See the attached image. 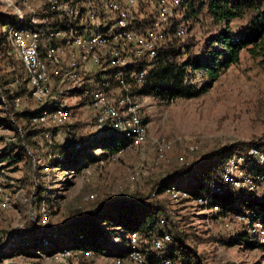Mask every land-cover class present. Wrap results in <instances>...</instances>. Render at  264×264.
Returning a JSON list of instances; mask_svg holds the SVG:
<instances>
[{
	"label": "rangeland",
	"instance_id": "obj_1",
	"mask_svg": "<svg viewBox=\"0 0 264 264\" xmlns=\"http://www.w3.org/2000/svg\"><path fill=\"white\" fill-rule=\"evenodd\" d=\"M33 3L38 5L39 0H33ZM183 10L186 11V7ZM19 13L26 15V10L18 0H0V14L17 16ZM186 22L188 35L181 42L192 38L195 42V55L199 58L203 55L206 41L223 27L216 25L206 11L199 18L191 16ZM250 24L249 17L235 19L231 23V32L240 35ZM220 53L223 54L220 60H223L225 54L216 45L215 54ZM5 56H0V78L9 82L7 88L12 92L23 91L19 94L23 104L17 107L16 112L24 109L37 110L39 107L28 92H25V86L14 81L24 77L22 63L11 52ZM186 81L193 92L209 85L208 91L193 98L167 102L158 101L153 95L139 96L147 125L146 142L142 148L127 150L116 160L107 155L104 147L94 144L99 135L94 130L95 121L91 109L85 107L82 101L70 100L74 119L70 125L60 127L51 141L58 147L70 146L83 139L86 145L89 144L86 147L89 150L71 155L66 160L67 163L78 162L82 168L79 172L69 169L72 168L70 165L40 171L39 182L45 184L48 191L42 205L32 204L35 195L32 181L34 161L25 159L19 164L8 163L16 154L17 133H22L21 128L30 129L33 126L29 119L13 116L0 104V157L7 158L1 167L0 184L12 194L11 208L0 211V237L4 240L8 232L15 228H31L32 210L36 216L43 205L50 221L44 226L36 223V226L40 229L44 227L45 231H57L71 222L73 213L88 211L99 201L113 198L128 203L133 202L139 194L149 202H159L170 210L177 230L187 237V243L196 248L205 264H264L263 249L230 246L228 231L220 225L218 216L207 213L202 205L192 199L175 202L167 193L157 197L153 195L163 179L185 166L209 168L212 164H217L215 156L222 150L238 146L239 151L243 152L252 146H264V64L260 58H253L244 50L239 64L221 71L216 81L210 82L208 75L202 71H190ZM2 121L6 122L1 123ZM159 139L165 140L167 152L162 160L157 161L155 141ZM49 140L40 136L35 138L40 147ZM6 148L10 151H5ZM42 149L37 151V159L44 166L47 164L45 156L49 149ZM54 152V160L62 164V156L57 150ZM201 171L200 169L199 173ZM135 173L139 174V182L134 192L130 188V177ZM191 178L192 175L188 180ZM91 195H95V199L87 201ZM102 228L106 232L107 243L117 245H113L112 253L88 256L74 251V256L67 264H134L128 260V245L125 241L118 239V243L115 241L116 237L113 238L118 231L108 229L105 224ZM41 237L39 234L37 238ZM31 241H34L32 235ZM47 249H33L30 254L22 256L3 254L2 257L13 264H62L55 262V254H49Z\"/></svg>",
	"mask_w": 264,
	"mask_h": 264
},
{
	"label": "built area",
	"instance_id": "obj_2",
	"mask_svg": "<svg viewBox=\"0 0 264 264\" xmlns=\"http://www.w3.org/2000/svg\"><path fill=\"white\" fill-rule=\"evenodd\" d=\"M18 1L26 15L17 14V24L2 29L10 52L25 69L24 81L30 97L42 109L32 124L49 129L47 138H50L54 130L72 123L74 115L69 101L75 99L91 109L96 134H115L129 140L125 149L111 156L112 160L127 150L142 148L147 139V125L143 104L135 93L145 83L152 67L147 65L139 70L136 65L150 64L158 58L171 23L178 18L185 0H39L38 5L33 0ZM177 35L185 37V26H179ZM22 104V98L16 99V107ZM155 144L157 161H160L167 145L163 139L156 140ZM73 146L80 149L82 140ZM41 167L46 171L53 169L50 164ZM138 182L139 174H132V191L137 190ZM242 192L264 201V150L259 146L228 158L217 176L207 182L201 197L193 201L207 213L218 216L220 225L228 231V239L246 234L249 241L264 245L263 214L252 210L219 215L217 210L208 208L216 197ZM167 194L175 202L191 199L189 193L175 186ZM94 199L95 195H91L86 200ZM11 205L12 194L0 184V211L9 210ZM31 216L34 226L49 224L45 205L36 216L32 210ZM160 223L164 225L165 219ZM36 228L41 232L46 230ZM31 229L15 228L4 240L0 237V264H13L3 254L12 256L19 247L31 246ZM118 239L115 241L119 243ZM42 246L52 247L49 239H43ZM128 247L129 261L150 264L136 234L129 236ZM171 247L172 236L167 232L153 242L157 252ZM74 254L73 250L64 249L54 255V261L67 264ZM163 264L181 262L167 260Z\"/></svg>",
	"mask_w": 264,
	"mask_h": 264
},
{
	"label": "trees",
	"instance_id": "obj_3",
	"mask_svg": "<svg viewBox=\"0 0 264 264\" xmlns=\"http://www.w3.org/2000/svg\"><path fill=\"white\" fill-rule=\"evenodd\" d=\"M184 7H186V11L183 10ZM205 11L216 25H221L223 28L206 41L203 55L198 58L194 52V40L189 38L187 42H181L183 38L177 35V31L179 26H185L186 37L188 35V22L186 20L191 18V16L199 18ZM248 17L251 19V24L246 27L245 32L240 35H234L231 32L232 21ZM26 21H28V18ZM17 22L18 17L16 15L0 14V56L10 53V47L2 28L13 26ZM216 45H219L222 53L225 54L223 60H220L223 54H215ZM244 50L250 53L253 58H260L264 64V0H185L179 10L178 18L171 23L167 41L162 47L158 58L150 64L136 65L139 70L144 69L147 65L151 66L152 70L143 86L135 94L138 96L153 95L156 100L167 102L180 98H193L201 93H206L209 85L204 86L200 91L196 90L193 92L191 90V86L186 81L188 73L190 71H202L208 75L210 82H214L220 76L221 71L228 70L233 65L239 64L241 53ZM23 72L24 77L22 76L21 80L16 78L14 81L25 86V92H28L30 96L29 89L24 81L25 69ZM8 85L9 82L5 78H0V104L4 105L6 111H9L13 116L29 119L32 124L33 118L39 115L42 109H24L21 112H16L15 102L16 99L22 98L19 94L23 93V91L20 93L12 92V90L7 88ZM5 122L2 121L1 123ZM32 126L30 129L21 128L22 133H17L16 154L12 161L8 160V163L10 165L19 164L25 159L34 161L32 181L35 195L32 204L39 203L41 205L47 192V187L39 182L42 167L39 164V159H37V151L43 150L42 148L49 149L45 156V163L50 164L52 168L70 165L72 168L69 169L79 172L82 168L78 162L67 163L66 160L71 155L81 153L83 150L88 152L89 148L86 147L89 144L86 145L85 140L82 139L80 149H76L73 146L74 143L70 146L61 145L57 147L51 141V138L57 135L59 128L53 131L50 138H47L50 132L49 129L37 127L33 124ZM38 136L42 139L50 140L40 147V144L35 141ZM95 143L104 147L108 156H112L125 149L129 145V140L115 134H109L99 136L94 141ZM11 145L14 146L13 144ZM260 148L264 150V146H260ZM56 150L62 156V164L53 158ZM5 151L9 152L10 149L6 148ZM245 151L240 152L238 146H233L218 152L215 156L217 164H212L209 168H207L208 166L200 167L199 165L196 167L192 165L185 166L174 172L173 175L163 179L155 188L153 195L157 197L166 194L171 187L175 186L178 190L189 193L192 200L198 199L201 197L207 182L217 176V170L224 165L226 160L232 156L241 155ZM5 161H7V158L1 156L0 164H4ZM200 169L202 171L199 173ZM190 175L193 178H197L188 180ZM208 208L217 210L218 212L216 213H219V215H225L228 212L244 213L252 210L264 215V201L256 199L255 196L247 195L246 192L236 196L229 193L223 197H216L209 203ZM170 215V210L163 204L149 202L147 198L139 194L134 198L133 202L128 203L113 198L105 199L97 202L88 211L73 213L71 222L57 231L50 229L49 231L41 232L37 230L34 224H31L30 233L34 238L31 248L19 247L12 255L30 254L33 249L41 250L43 239H49L51 242L52 247L47 249L49 254H56L64 249L91 252L93 255H103L108 252L111 254L115 243H107L106 232L102 228V225L105 224L108 225V229L118 231L113 238L124 240L126 245H129V236L136 234L139 237L141 249L150 264H163L167 260L180 261L181 264H205L202 256L197 254L196 248L191 247L192 245L187 243V237L179 233ZM162 218L165 219L164 225L160 223ZM164 232L172 236L173 247L164 252H157L153 249V242L161 237ZM39 234L42 235L41 238H37ZM228 244L230 246H245L250 250L257 248L264 250V245L249 241L246 234L228 239ZM126 249L127 255H129V247H126ZM42 250L45 251V249Z\"/></svg>",
	"mask_w": 264,
	"mask_h": 264
}]
</instances>
